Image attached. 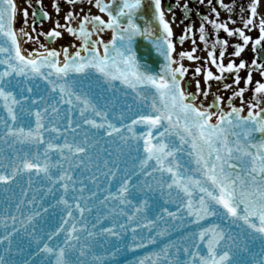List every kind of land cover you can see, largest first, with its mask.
I'll list each match as a JSON object with an SVG mask.
<instances>
[{"label": "snow or ice", "instance_id": "6c2138e0", "mask_svg": "<svg viewBox=\"0 0 264 264\" xmlns=\"http://www.w3.org/2000/svg\"><path fill=\"white\" fill-rule=\"evenodd\" d=\"M37 2L43 9V0ZM65 2L72 6L65 23L57 20L45 35L52 41L66 31L80 44L62 52L42 44L44 52L25 56L20 37H33L23 28L17 33L15 0H0V184L7 194L0 203V264H108L109 258L119 264L115 258L124 250L158 245L162 237L168 239L157 251L133 264H245L241 257L250 245H264V15L256 23L261 0L240 9L238 28L229 27L236 24L231 16L221 21L208 0L214 18L203 15L198 29L189 24L178 42L182 47L191 38L193 47L179 52L162 0ZM216 3L230 14L237 7ZM53 7L59 15V0ZM182 7L190 10L187 2ZM22 15L26 24L27 7ZM40 15L52 18L47 11ZM208 25L214 29L211 44ZM257 28L256 38L246 32ZM221 31L242 40L233 45L234 57L251 44V62L224 63L229 41ZM197 32L219 75L196 67L205 87L197 79L196 91H189L183 61L201 59ZM138 36L153 40L165 61L160 71L138 58ZM242 69H248L245 87H239ZM254 71L261 79L254 81ZM225 73H235L237 86L223 85L233 89L227 111L225 97L212 94L209 83L226 80ZM237 97L241 106L233 103ZM46 214L58 222L41 231L38 221ZM173 232L178 238L172 239ZM261 253L254 264H264V247Z\"/></svg>", "mask_w": 264, "mask_h": 264}, {"label": "rangeland", "instance_id": "374dc122", "mask_svg": "<svg viewBox=\"0 0 264 264\" xmlns=\"http://www.w3.org/2000/svg\"><path fill=\"white\" fill-rule=\"evenodd\" d=\"M18 2H20L21 4V8L19 9L18 12V19H17V24L19 29L23 28L25 30V32L31 33L33 39L32 40H28V38L26 36L21 35L22 37V41L24 44V48L27 49V52L31 55L33 50H38L40 52L44 51L45 49L41 47V45H45L47 47V42L45 40V34L48 33L51 29H53L55 27V22L57 20L60 21L61 24L65 23L64 17H65V13L72 7L70 5H68L65 0H59L62 11L59 13V15L56 14L55 9L53 7L54 4V0H43V7L49 11V13L51 14V20H49L48 22L43 23L40 26L35 25V22L32 20V13H33V9H32V5L33 2L37 1V0H31V5L29 6V4L26 2V0H17ZM27 7L28 8V12H29V16L27 19V23H24V18L22 15V10ZM80 7L79 5H77L75 7V10L77 12L80 11ZM84 11L88 10V5H84ZM91 12L93 14H101L97 11L96 8L92 7L91 8ZM102 15V14H101ZM176 17V14H173L172 17ZM75 22H79L78 20ZM172 25L173 24H177L179 27V31L177 32V30H175L176 32H174V37L173 39L176 40V37L183 34L184 30H185V24L181 23V19L180 17L177 16V22L175 21V19H172V22L169 21ZM176 22V23H175ZM35 26V27H33ZM60 31H64L63 29H58ZM108 36H104V38L107 40L111 37V34L109 36V34H107ZM39 37V39H35L36 37ZM177 42V41H176ZM197 42V46H198V53H196V55L200 56L201 59L200 60H196V61H189L188 59H185L183 61L184 65L186 68L189 69L188 74H187V79L190 80L191 82V91H196V87H195V81L198 79L200 80L201 83V87H205V75L204 73H201L200 75H195L194 74V69L196 67H201L202 69H207V68H211L212 71L216 74L219 75L218 69L212 65L210 63V59L208 58V51H210V49L205 50V45L201 42V41H196ZM210 42V41H209ZM72 43H75L76 45H79L80 43L73 38L72 36H70L66 31H64V36H63V40L56 46V49L58 51L62 52V48L63 47H67L69 45H71ZM211 44V42H210ZM193 47L191 39H188L184 42L183 46L181 47V45L179 43H177V52L179 51H188L191 50V48ZM72 49H75V47H71ZM70 48V49H71ZM219 49H221L220 47H217V54L219 55ZM229 51H232L231 49H229ZM234 51V48H233ZM238 58V59H237ZM229 60H236L237 63H239V57H227L226 55L224 56V63L227 64L229 62ZM226 77V80L224 81H210L209 83L211 84V91L214 92V94H219L225 97V105H224V109L228 110V97L232 95V91L233 89H236L237 86L233 83L234 81V76L235 73L232 74H228L225 73L224 74ZM230 78V79H229ZM225 83H229V84H233V89H227L224 90L223 85ZM201 99H203V96H201ZM209 102V98H207V100L205 101V104L207 105ZM233 103L236 106H239V97H237Z\"/></svg>", "mask_w": 264, "mask_h": 264}, {"label": "flooded vegetation", "instance_id": "af4514ba", "mask_svg": "<svg viewBox=\"0 0 264 264\" xmlns=\"http://www.w3.org/2000/svg\"><path fill=\"white\" fill-rule=\"evenodd\" d=\"M166 0H162V3L165 5L166 4ZM171 3V7L178 12H185V10L183 9L182 5L187 2L190 4V10L187 12L188 13V24H194L195 27L198 29L200 24L202 23V17L203 15H209L210 17L214 18V14L211 13V9L208 6V0H205L204 4H200L199 0H170ZM179 3L180 6H177V4ZM225 3L228 4H232L235 3L237 5L235 11L233 13H228L226 10L219 8V5L216 3V0H213V6L217 7L218 10L220 11L221 15H220V20L224 21L227 20L229 18V16H231L232 19L236 20V24H229V27H243V23L240 20V15H241V11L240 9L242 7L246 8L250 3L251 0H225ZM169 6V4H168ZM258 17L256 20L257 25L259 24V16L260 15H264V0H261V4H260V8L258 9ZM249 15V13L247 11L243 12V16L245 18H247ZM208 32H209V36L210 38H214V29L212 28L211 25H208ZM246 32L248 35H251L253 38L258 37L259 35V31L258 28L248 31L246 29ZM199 35V33L197 32V36ZM220 38L221 39H228L229 42L235 40L238 43H242V40L238 37V36H234V37H228L226 33H224L223 31H221L219 33ZM196 36V38H197ZM253 58V50H252V46L251 44L248 46V48L245 50V52L242 54L241 57H239V61L240 59H245L248 60L249 62H251ZM248 69H242L240 71V75L242 77L241 83L239 85V87H245L244 84V77H246ZM253 78L254 81L255 80H259L261 79V76L259 74L258 71H254L253 72ZM251 97H252V91L249 90L245 93V101L250 102L251 101ZM240 101V98H239Z\"/></svg>", "mask_w": 264, "mask_h": 264}, {"label": "water", "instance_id": "95a60500", "mask_svg": "<svg viewBox=\"0 0 264 264\" xmlns=\"http://www.w3.org/2000/svg\"><path fill=\"white\" fill-rule=\"evenodd\" d=\"M41 10H38V13L36 14L38 20L39 19H45L47 20L46 18H42L41 15ZM147 14L149 16V18L151 19V9L149 8L147 10ZM162 33V29L160 31H158V35ZM48 42L51 43L52 41L49 40V38H47ZM52 48H55V47H52ZM134 48H135V51L137 53V56L138 58L141 60V62L143 64H146L150 69H152L153 71H160L163 64L165 63L163 57H161L157 51L155 50V45L153 43V40L150 39L148 36H138L134 42ZM56 49V48H55ZM57 50V49H56ZM0 70H2V66H0ZM185 79H187V76L185 77ZM188 80V79H187ZM189 91H191V88L188 89ZM213 111H215L213 109ZM0 115H3V109L2 107H0ZM138 131H146V129L144 128V126H140L138 129ZM26 179L27 177H24L23 179L19 180L18 181V184L20 186H23L25 183H26ZM35 179V177L33 178ZM115 181H113L112 183H114ZM103 188H104V185H101V195H103ZM14 191V190H12ZM17 195L19 194V190H17L16 192ZM7 194L4 193V192H1L0 193V203L3 202L5 196ZM50 199V198H49ZM47 206V204L45 205ZM170 206H173V205H170ZM168 206V207H170ZM173 209V207H172ZM57 218L55 215H52V216H48L47 214L45 215V218L43 220H39L38 223H39V228L41 229V231H48V230H51L53 229L56 224H57ZM162 238H165L163 240L166 241L168 238L167 237H162ZM178 238V237H176ZM173 239V237H172ZM131 241V233L128 234L127 236V243L130 244ZM162 240L160 241V244L158 245H152V248L149 250V251H152V250H158V247L160 245H162ZM252 245H255V247H253ZM258 247H264V245H262L260 243V241H256L255 243L251 244L250 245V249H249V252L251 253V255L249 254V252H245L242 254V260L245 262V264H254V257L255 259H258V255H262L261 253V250H259ZM255 248H258V250H255ZM130 252L131 253H134L136 255L132 256L129 260L134 262L138 257L142 256V251L140 250H136L135 252H133L130 248H129ZM125 251V250H124ZM146 251V250H145ZM98 255H104L102 252H98L97 253ZM126 252H123L122 255H125Z\"/></svg>", "mask_w": 264, "mask_h": 264}, {"label": "bare ground", "instance_id": "6f19581e", "mask_svg": "<svg viewBox=\"0 0 264 264\" xmlns=\"http://www.w3.org/2000/svg\"><path fill=\"white\" fill-rule=\"evenodd\" d=\"M16 4H17V8H18V11H17V14H16V18H15V28H16V30H17V33H18V35H20V29H19V27H18V24H17V19H18V12H19V9L21 8V4H20V2H18L17 0H16ZM166 18L169 20V16L167 15L166 16ZM76 23V22H75ZM76 24H78V23H76ZM91 27V26H90ZM107 34H109V36H110V34H111V32L109 31V32H107V33H105L104 34V36H108ZM93 39H96V37L95 36H93ZM20 40H21V49H22V53L23 54H25V55H27V56H30L29 55V53L27 52V49H25L24 48V44H23V41H22V37H20ZM63 40V37L62 38H56L54 41H53V43H51L50 45H47L48 47L47 48H52V47H56L61 41ZM79 43H80V41L79 40H77ZM75 49H70V51L71 52H75L74 51ZM45 51V50H44ZM44 51H42V52H44ZM60 59H61V61H63V59H64V57H63V54H61V57H60ZM212 94H214V92L212 91ZM212 94H210L209 95V102H212V99H213V95ZM214 120H215V117L213 118Z\"/></svg>", "mask_w": 264, "mask_h": 264}]
</instances>
